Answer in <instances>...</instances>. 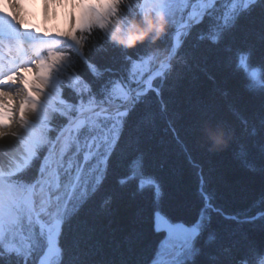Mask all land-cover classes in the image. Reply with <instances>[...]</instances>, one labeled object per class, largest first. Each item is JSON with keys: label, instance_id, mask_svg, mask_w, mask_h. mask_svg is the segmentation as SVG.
<instances>
[{"label": "trees", "instance_id": "obj_1", "mask_svg": "<svg viewBox=\"0 0 264 264\" xmlns=\"http://www.w3.org/2000/svg\"><path fill=\"white\" fill-rule=\"evenodd\" d=\"M150 1L155 7L158 2H166ZM180 1L175 0L163 9L147 7L143 11L142 0H132L128 6L120 4L119 0H104L101 11L88 10L107 18L110 21L109 29L117 17L122 25H126L130 19L141 21L144 13L155 16L162 12L168 20L166 31H172L164 41L157 39L150 43L145 40L128 48L132 55L149 52L147 57L141 56L139 62L129 67L124 58L125 48L110 42L108 32L98 28L93 30L88 41L92 50L89 58L103 76L96 80L83 62L76 63L73 68H61L54 72L50 89L54 95L51 99L45 94L40 109L44 123L33 127V138L37 144L31 147L39 145L45 158L42 164L55 143L56 139L52 137L57 138L80 112L97 104H121L144 77L171 58L170 54L163 52V46L173 40L176 29L186 21V15L182 16L184 6L180 8ZM229 1L218 2L213 18L218 22L217 28L223 27L220 21H230L233 12L243 8L233 9L228 18L225 10ZM114 3L120 4L115 9L120 14L111 16L113 9L110 6ZM262 24L264 13L257 7L241 15L236 26L226 32L218 44L211 43L213 35L217 34L215 29L208 28L202 42L194 31L185 46L192 56L187 67L182 69V79L177 82V75L170 65L152 83L154 89L156 85H161L159 96L155 90L145 91L139 87L131 97L128 109H132L137 96L143 98V103L136 104L129 112L122 138L119 137L121 121L117 119L118 116H100L93 125L88 124L73 132L74 137L68 143L60 166H57L63 188L71 187L70 193L63 194V199H60L65 206L78 207L85 185L91 188L96 184L107 160V156L102 154L111 155L115 147L113 137L118 138L119 146L111 155L103 188L69 222L62 223L63 235L59 237L55 264H60L61 249L63 264H149L154 254L160 252V241L164 238L163 233L154 230L156 211L171 222H183L189 226L195 225L202 215L205 221L211 215V227L226 242L239 239L244 234L258 245L264 241V216L252 218L257 212L264 213V201L261 199L264 196V170L256 148L260 136H252L253 128L259 129L261 112L258 93L264 88ZM47 43L57 44L61 51L67 50L63 41L51 40ZM194 43L196 47L192 48ZM249 50L252 59L246 64L250 70L258 71V85L251 78L250 70L243 69L239 63L240 56ZM43 54L47 55V52ZM72 73L91 81L97 91L107 82L110 91L104 93L102 100L89 99L72 111V104L77 103V96L67 87ZM252 91L256 95L251 94ZM53 110L62 111L67 116L66 122L57 119L56 126L60 128L57 133H51V125L44 118V113ZM209 116L229 121L235 127L239 141L249 144L251 154H238V141L231 134L229 140L234 141L232 144L228 140L218 142L217 137L223 136L220 130L205 127L203 139L194 136V125ZM245 119L248 121L246 128L242 124ZM114 124L117 126L115 129ZM80 167L79 178L72 184L70 177ZM40 170L33 166L21 181L12 179L18 172L11 176H0V214L6 221L3 241L17 245L19 250L27 251L40 234L32 214L28 215L16 205L19 197L32 186ZM118 177H126L127 183L118 185ZM156 184L160 185L163 193L158 200L154 195ZM201 188L211 200V206L207 209ZM109 197L110 203L107 202ZM13 209L22 215H18L16 224L7 220L8 212ZM217 209L229 217H238L239 222L225 219ZM62 210L59 217L63 222ZM244 218L251 222L244 223ZM44 245L36 249V260ZM248 259L251 264H260L264 257L252 255Z\"/></svg>", "mask_w": 264, "mask_h": 264}, {"label": "snow or ice", "instance_id": "obj_2", "mask_svg": "<svg viewBox=\"0 0 264 264\" xmlns=\"http://www.w3.org/2000/svg\"><path fill=\"white\" fill-rule=\"evenodd\" d=\"M175 0H166V2H158L157 7L160 9L169 7L171 3H174ZM185 4V9L182 10V16L188 15V20L184 22V28L186 31L183 33V40L177 45L175 40H169V42L163 46V52L171 55V59L168 61L171 65L172 71L177 75V82L182 79V69L187 67L189 58L192 56L190 50H186V45L188 39L192 37L194 31L197 33V39L199 41H204L206 30L212 28L216 30L215 35H213L211 43L218 44L223 39L226 32L234 28L239 21L241 15L245 13H250L252 10L259 7L260 11L264 13V0H241V3L244 5L239 11H235L232 14L231 20H222L219 23L223 27L217 28V21L213 18L215 16V9L218 6L219 0H200L204 4V10L200 13L199 17H192L187 8V5L192 2V0H181ZM235 2V0H233ZM59 4L61 7L67 4V0H43V15L44 22H47L50 18V8ZM20 8L24 7V4L21 3ZM74 6L75 3H74ZM119 3H114L110 7L113 11L110 13L111 16H116L120 13L115 11L119 8ZM13 8H16L17 5L13 4ZM27 15H30L28 13ZM27 15H20L16 12H10L4 14L0 11V44H2L5 38L8 37L9 29L18 27L19 29L28 32L36 33V36L32 37L35 40L41 41L38 47L34 51V58L30 61V66H16L14 68L8 67L3 63L4 57H0V97L5 98V100L12 99L9 95V91H6V88L19 86L23 89L25 95L31 90L30 84L25 86V79H38L37 73L40 72L41 68L46 66L47 72L43 78V90L41 92V99L38 100L37 104L34 106L35 114L40 115V109L43 104V97L46 91H49L53 86V76L54 72L63 68L67 70L68 68L75 67V64L78 62H83L89 69L91 75L96 79L100 80L103 76V73L98 69L97 65L89 58L92 54L91 47L88 43L91 34L94 29H102L104 32L109 31L110 21L105 17H100L98 14L87 12L77 15L75 12L68 13L65 20L64 30H55V35L53 36V29L44 28L28 22ZM27 21L28 26L23 27L21 25V20ZM264 25V24H262ZM171 29L165 31L164 34L158 39L164 41L168 39ZM264 32V28H262ZM264 39V36L261 37ZM57 40L63 41L67 45V50L61 51L57 47V44H49L47 40ZM196 44L192 45V48H195ZM75 49V51H73ZM128 48L124 49V58L128 62L129 67L135 63L139 62L141 56L147 57L149 52L140 53L138 55L129 54ZM175 49V51H173ZM47 52V55H44V52ZM151 51V49L149 50ZM245 61H251L252 52L251 50L245 52L244 54ZM264 65V64H262ZM30 74V75H29ZM255 78V73H253V79ZM121 86L123 84L121 83ZM67 87H69L72 92L77 96V103L72 104V111H75L80 103L86 102L89 99L102 100L104 98V93L110 91V86L105 82L102 84L100 89L97 91L94 88V85L91 81L86 80L84 77L80 76L78 73H72L69 76L67 81ZM161 85L155 86V94L160 95L159 89ZM153 91V89H150ZM253 95H256L252 91ZM259 105L261 118L259 120V129L253 128L252 136H260L259 141L256 143V148L258 151V157L261 161V168L264 170V88H261L258 93ZM64 103L71 104L70 101H63ZM143 103V98L137 96L135 98L132 109L136 104ZM132 109H125L123 117L118 116L117 119L121 121L119 127L121 131L119 137L122 138L123 130L125 128L126 117L129 115V112ZM27 112V108L20 112L21 119L24 118ZM44 118L48 120V123L51 125V133H57L60 131V128L56 126L57 119L67 121V116L62 111L53 110L51 112L44 113ZM242 124L245 128L248 125V121L245 119L242 121ZM28 126V125H27ZM4 127H11V125H4ZM117 126L114 124V129ZM205 127H210L215 130H220L223 133V140H228L229 144H232L234 141L229 140V135L236 137L235 127L229 123L226 119L222 117L209 116L206 117L203 121L198 122L193 127V134L197 138L203 139V132ZM27 129V127L25 128ZM86 131V130H82ZM17 136V135H16ZM13 136V137H16ZM56 139L55 136L52 137ZM115 147L112 151L113 155L118 149L119 141L118 138L113 137ZM238 141V154H244L245 156L250 155L249 144L243 141H239V137H236ZM102 155L107 156V160L104 164L103 173L98 177L96 184L89 188L85 185L82 196L80 198V204L78 207H69L65 206L63 212V222L67 223L71 218L77 215L85 204L88 203L104 186V181L107 179L108 166L111 162V155L103 153ZM30 156L32 159L26 160L25 164L27 167H24L19 171L12 179L21 181L24 180L25 174L35 166L38 170L43 168L42 160L45 159L42 157L39 145H34L30 150ZM253 170H255L253 168ZM127 183L126 177H118L117 184L123 186ZM203 183V181H202ZM202 195L205 199V209L211 206V200L207 194L201 188ZM162 189L159 184L155 186V198L158 200L162 196ZM262 201H264V196H262ZM108 203L111 202V197L108 198ZM204 211V210H202ZM218 213L225 216V219H233L239 222L238 217H229L227 214L220 212L219 209L216 210ZM161 213L159 211L154 213V230L160 232L159 227V218ZM264 216V213H258L256 218ZM244 223L251 222L248 218H244ZM212 218L211 215L207 216L205 221L204 216L198 218L195 225L188 227H180L176 224L169 225V236L176 231H182L185 233L183 241L180 244L178 249L174 250L172 264H251V261L248 259L249 256L255 255L264 257V241L259 245L251 240L246 234L242 235L239 239H230L227 242L221 237L215 229L211 227ZM63 235V227L61 225L60 231L57 233V240L54 241L51 238H47L46 246L50 249L59 247L58 238ZM4 237V218L0 214V264H39L35 259L36 249L45 243V237L43 233H40L34 244L29 245L27 251L19 250L14 248H9L4 246L2 241ZM161 244H165L166 240L160 241ZM159 251L154 254L152 260L149 264H158ZM60 264H63V250L61 249V261ZM135 264V262H133ZM260 264H264V259L260 260Z\"/></svg>", "mask_w": 264, "mask_h": 264}, {"label": "bare ground", "instance_id": "obj_3", "mask_svg": "<svg viewBox=\"0 0 264 264\" xmlns=\"http://www.w3.org/2000/svg\"><path fill=\"white\" fill-rule=\"evenodd\" d=\"M6 5H8L7 9L10 12H16L20 15H27L30 13V15H27L28 22L40 26H45L48 24L50 27H53L55 25V29L57 30H64L65 27V20L70 12H74L75 8L80 5L81 1L85 0H67V4L63 7H61L59 4L56 6L50 8V18L47 22H44V15H43V0H2ZM23 3L24 7L20 8V4ZM74 3L76 6H74ZM16 4L17 7L13 8L12 5ZM190 15L193 17L194 12H190ZM15 32L19 36H23L25 31L19 29L18 27H15ZM180 32L175 35V43L177 44L178 38H179ZM12 55L17 58L16 54L12 53ZM21 57V56H20ZM19 57V58H20ZM14 58L15 62L7 63V66L10 68H14L16 66H27L25 60L19 61ZM19 86L6 88V91H9L12 93L13 96L16 95L17 89ZM108 112L107 108H99L95 114L101 115L106 114ZM34 114L31 115L27 129H22L20 132H18L16 137L12 136H6L2 139H0V172L2 171L6 175L13 174L17 171H19L24 165L25 161L29 160L30 158V143L27 139V130L29 124L33 121ZM39 188L38 182L36 183L35 189L37 190ZM52 203H48L41 207L40 205L36 206V215L38 221L41 223V225L44 227V229L48 233V237L52 240H55V234L58 229V224L53 221L51 217L52 211H54ZM258 213L263 212H257L255 216L253 215L252 218L256 217ZM57 253V248H48L46 251V255L44 258L41 259L39 264H46V260L48 258L52 259Z\"/></svg>", "mask_w": 264, "mask_h": 264}, {"label": "clouds", "instance_id": "obj_4", "mask_svg": "<svg viewBox=\"0 0 264 264\" xmlns=\"http://www.w3.org/2000/svg\"><path fill=\"white\" fill-rule=\"evenodd\" d=\"M120 4L128 6L132 3V0H119ZM5 8L8 5H4ZM21 25L27 27V21L21 20ZM168 25V20L164 13L158 12L155 16L148 13H144L141 17V21L130 19L126 25H122L117 17L113 21V26L109 29V40L118 46L124 48H133L138 43H143L148 40L150 43H154L159 39ZM55 25H53V28ZM47 72V67L41 68L37 73L38 79H25V86L30 84L31 90L24 94L22 88H18L16 95L12 93L9 95L12 99L5 100L0 97V139L6 136H16L18 132L25 129L28 125L29 119L32 114H35L34 106L38 100L41 99V92L43 90V78ZM30 75V74H29ZM27 108V112L23 119L20 117V112ZM11 125V127H4V125ZM218 142L222 143L223 138L217 137Z\"/></svg>", "mask_w": 264, "mask_h": 264}, {"label": "rangeland", "instance_id": "obj_5", "mask_svg": "<svg viewBox=\"0 0 264 264\" xmlns=\"http://www.w3.org/2000/svg\"><path fill=\"white\" fill-rule=\"evenodd\" d=\"M102 1H104V0H98V1L97 0H85V1H81L80 2V5L77 6V8H75L74 12L77 15H79L81 12H85V11H86L85 13H87V11L91 8L92 5L94 7H96L98 11H101V9H103V3H102ZM199 1L200 0H198V2L197 1H192L190 4L187 5V8H188L189 12H197L198 11V12L201 13V10L200 9L204 6V4L202 2H199ZM219 1H221V0H219ZM151 2L152 1H150V0H143L142 1V4H141V9L143 11L146 10L147 7L148 8H153V9H157V7L153 6V4H151ZM226 4H228L227 11L225 10V13L227 14L226 17H228L230 15V13H231V11L233 9H236V8H239V7H244V5L241 3V0H235V2H233V0H230ZM154 5H155V3H154ZM183 6H184V9H185V4L181 2L180 8L182 9ZM0 11H2V12L4 11L3 6L2 7L0 6ZM178 11H179V9H178ZM185 17L187 18L188 15H186ZM183 25H184V22L178 28H180ZM37 26L41 27L42 30L44 28L53 29L54 30L53 31V36L55 35V30H57V29H55V27L54 28L53 27H50L48 24H46L45 26H40V25H37ZM185 31H186L185 28H183V30L179 31L180 32V35H179L177 44H179L180 39L182 38L183 33ZM179 32L177 31V33H179ZM24 34H25L24 37L30 39V36L31 35L28 32H25ZM19 47H20V45H17V48H19ZM23 48H24V52L25 51H28V49L26 47H23ZM28 52H29L30 55H32V56L29 55L30 57H28V64L27 65L30 66V61H31V59L34 58V54H31L32 53V50L31 49H29ZM239 60H240L239 61L240 66L243 69H245V70H247L249 72L250 69L247 67V64H246L244 55L243 56H240V59ZM253 71H255V78L254 79H253V77H251V78L253 79L255 85H258V84H260V80H258V78H259L258 71L257 70H253ZM45 94H47L51 99H52V97L54 95L50 90L49 91H46ZM53 100H55V99H53ZM43 104H44V101H43ZM100 116H103V115H96V116L90 115L85 120L78 119V120L74 121V123H72V124H70L68 126L66 134L61 139L60 146H59V152H58V158H56V160H57L56 162H57V164L59 166H60V163L59 162L62 160V157L64 156V154L67 151V147H68L69 141H71L72 138L74 137L73 132L76 131V129H78V128L85 127L88 124L89 125H93L95 123V121L97 120V118L100 117ZM42 119H43V117L41 115L34 114L33 121L29 124L30 128L28 127V130H27V135H28L27 139L29 140V143H30V149H32V147H31L32 144H37L36 139L33 138V127L34 126H37L38 124H42V122L44 123V121ZM90 120H91L92 123H90ZM54 145H55V143L51 146L50 150L48 151V153L46 155V159L47 160L44 161V166L43 167L47 166V164L49 162H51L52 156H53ZM31 158L32 157L30 156L29 159H31ZM56 162H55V164H56ZM25 166H26V164L22 168H24ZM21 169L19 171H21ZM19 171H17V172H19ZM17 172H15L13 174H16ZM11 175H6L2 171L0 172V176H11ZM40 178L43 179L44 177H40ZM38 182L40 183L41 181L39 180ZM49 183L47 184L45 180L42 181V184L40 185V187H39V189L37 191V193L39 194V199L35 202L36 205L34 203L35 195L32 192V187H30L29 189H26L27 191L23 195H21L19 197V199L16 202V205L19 208H21V210L24 209V211L28 212V215H30L33 210L35 212L37 205H40V209H42L41 207H43L44 205H46V203H48L47 202V198H48L49 192H47V185L50 187V185L52 184L51 180H49ZM55 186H56V183H54V187ZM0 198H1V196H0ZM64 206H65V202L64 201L63 202L60 201V206H59V211H58L59 213H60V210L61 209H63L62 212L64 211ZM13 211H9L8 212V215H9V213L11 214ZM62 212H61V214H62ZM8 215H7V219L10 220L8 218ZM18 215L20 217L22 216L19 212H17V214L16 213H12V215H10V218H14L17 221ZM27 235H25V236H27ZM8 247L9 248H14V249H19L17 247V245H15V247H17V248H15L14 246H8ZM173 254H174V250H172L171 248H167V247H165V246L162 245L160 247V252H159V256H158V264H172ZM56 259H57V255H56V257H54L52 259L51 264H55Z\"/></svg>", "mask_w": 264, "mask_h": 264}, {"label": "water", "instance_id": "obj_6", "mask_svg": "<svg viewBox=\"0 0 264 264\" xmlns=\"http://www.w3.org/2000/svg\"><path fill=\"white\" fill-rule=\"evenodd\" d=\"M204 7L203 6L200 10L201 12L204 10ZM199 10V11H200ZM200 15V12H194V15L193 17H199ZM188 20V18H187ZM184 28V25L181 26L180 28L177 29V31H181L183 30ZM176 31V33H177ZM175 51V49H174ZM171 59V58H170ZM169 62L167 63H164L162 64L161 66H159L158 68H156L151 74L155 73V72H158L161 73L163 72L168 66H169ZM253 73H255L254 71H251V76H253ZM151 74L145 78L137 87L133 88L127 95L126 99L124 100V102L120 105H114V104H97V105H94L90 108H88L87 110H84L83 112H81L79 115H77L64 129L63 131L61 132V134L57 137L56 139V142H55V145H54V149H53V157H56V154H57V151H58V147H59V141L60 139L66 134L67 132V128L70 124L74 123V121L78 120V119H81V120H85L89 115H92V114H95V112L99 109V108H107L108 112L106 114L108 115H115V114H122L124 113V110L125 109H128V106H129V103H130V99H131V96L135 93L136 89L141 86V85H146V88H150V83H151V80L153 79L151 77ZM55 195V199H57V194H54ZM57 202V201H56ZM56 210V208H55ZM55 210L53 213H51V217L52 219L58 224V229H57V232L55 234V240H57V233L60 231L61 229V225H62V222L61 220H59L57 217H56V214H55ZM12 213H15L14 211ZM12 213L10 215H12ZM170 224H176L180 227H183V226H188L186 224H184L183 222H170L164 215L161 214L160 218H159V227L161 229L160 232L158 233H163L164 234V239L163 240H166V243L164 244L166 247H169L171 248L172 250H175V249H178L180 247V244L181 242L183 241V238H184V235L185 233L182 232V231H176L174 233H172L171 236H169V225ZM188 227H191V226H188ZM58 243H59V238H58ZM58 248V247H57ZM46 251H47V247L45 248L44 250V253L42 254V256L40 257V259L44 258V256L46 255ZM39 259V261H40ZM50 262V258H48L46 260V264H49Z\"/></svg>", "mask_w": 264, "mask_h": 264}]
</instances>
